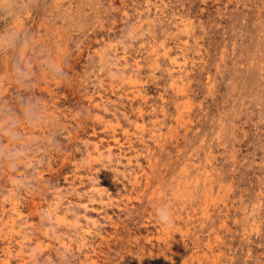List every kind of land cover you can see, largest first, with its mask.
Segmentation results:
<instances>
[{"label": "rangeland", "instance_id": "374dc122", "mask_svg": "<svg viewBox=\"0 0 264 264\" xmlns=\"http://www.w3.org/2000/svg\"><path fill=\"white\" fill-rule=\"evenodd\" d=\"M0 82V264H264V0H0Z\"/></svg>", "mask_w": 264, "mask_h": 264}, {"label": "clouds", "instance_id": "9594fccd", "mask_svg": "<svg viewBox=\"0 0 264 264\" xmlns=\"http://www.w3.org/2000/svg\"><path fill=\"white\" fill-rule=\"evenodd\" d=\"M19 39L20 37H13L12 39H10L8 41L9 46L10 47L14 46L15 42ZM17 99L19 103L25 108L31 107L33 103L31 100H25L24 97H18ZM7 119L10 124L15 126V122L18 119V117L16 116L15 113H9ZM0 151H2V148H0ZM155 218H156V221L162 226L170 227L174 223V217H173L172 210L167 205H159L156 207Z\"/></svg>", "mask_w": 264, "mask_h": 264}, {"label": "bare ground", "instance_id": "6f19581e", "mask_svg": "<svg viewBox=\"0 0 264 264\" xmlns=\"http://www.w3.org/2000/svg\"><path fill=\"white\" fill-rule=\"evenodd\" d=\"M260 22V21H259ZM99 54H100V52H99ZM1 83V82H0ZM2 84V83H1ZM4 85V84H3ZM2 85V86H3ZM46 87V86H45ZM4 90V89H3ZM5 91V90H4ZM188 96V95H187ZM136 97V96H135ZM188 99V98H187ZM190 99V98H189ZM42 102H43V100H42ZM43 106V105H42ZM23 108H25V107H23ZM35 110V109H34ZM33 112H35V111H33ZM163 112V111H162ZM29 115V114H28ZM27 116V115H26ZM98 117H100V115H98ZM28 119V118H27ZM30 120V119H29ZM143 124V123H142ZM30 126V125H29ZM34 126V125H33ZM136 126V125H135ZM144 126V125H143ZM21 127V126H20ZM140 128L142 129L143 127H142V125H140ZM24 131V130H23ZM140 131V130H139ZM5 133V132H4ZM27 133V132H26ZM31 137V136H30ZM34 137V136H33ZM36 137V136H35ZM115 139H116V137H115ZM116 140H118V139H116ZM8 150V149H7ZM111 150V149H110ZM16 152V151H15ZM211 155V154H210ZM26 156V155H25ZM19 157V156H18ZM28 157V156H27ZM31 158V157H30ZM28 159V158H27ZM206 159V158H205ZM15 160H17V159H15ZM21 161V160H20ZM209 163V162H208ZM196 164V163H195ZM210 164V163H209ZM12 165V164H11ZM9 166V165H8ZM183 166V165H182ZM206 166H207V164H206ZM193 167H194V165H193ZM196 167V166H195ZM214 167V166H213ZM211 169H213V168H211ZM5 170V169H4ZM182 171V170H181ZM207 173H208V171H206ZM210 172V171H209ZM6 173V172H5ZM40 173V172H39ZM183 173V172H182ZM214 173V172H213ZM216 174H217V172H215ZM9 175V174H8ZM215 175V174H214ZM40 177V176H39ZM136 179V178H135ZM137 180V179H136ZM190 180V179H189ZM196 180V179H195ZM209 180V179H208ZM214 180V179H213ZM200 181V180H199ZM211 181V180H210ZM187 182V181H186ZM196 182V181H195ZM183 185H185V184H183ZM188 185H189V183H188ZM204 185V184H203ZM182 191V190H181ZM177 192V191H176ZM182 193V192H181ZM8 194V193H7ZM13 194V193H12ZM177 194V193H176ZM186 194V193H185ZM11 195V194H10ZM7 196V195H6ZM164 196V195H163ZM176 196V195H175ZM174 196V197H175ZM189 196V195H188ZM181 197V196H180ZM5 198V197H4ZM7 198V197H6ZM15 198V197H14ZM184 198V197H183ZM187 198V197H186ZM13 199V198H12ZM168 199V198H167ZM174 199V198H173ZM3 200H5V199H3ZM183 200V199H182ZM16 201V200H15ZM163 201V200H162ZM184 201V200H183ZM58 204V203H57ZM171 204V203H170ZM12 205V204H11ZM168 206V205H167ZM87 207V206H86ZM93 209V208H92ZM13 210V209H12ZM19 210V209H18ZM178 210V209H177ZM16 212H20V211H16ZM178 212V211H177ZM19 215H20V213H18ZM177 214V213H176ZM207 214V213H206ZM209 214V213H208ZM176 217H178V216H176ZM180 217V216H179ZM204 217V216H203ZM176 220H177V218H176ZM207 220V219H206ZM178 221V220H177ZM91 222L94 224L95 223V220L94 219H91ZM185 222V221H184ZM202 222V221H201ZM200 222V223H201ZM179 223V222H178ZM181 225V224H180ZM166 228V227H165ZM174 228V227H173ZM89 230V229H88ZM175 230H177V229H175ZM169 231V230H168ZM182 232V231H181ZM180 232V233H181ZM179 233V232H178ZM166 237V236H165ZM23 240V239H22ZM60 240V239H59ZM181 241H182V239L180 240V239H178V243L180 244L181 243ZM60 242H61V240H60ZM177 242V241H176ZM82 243V242H81ZM80 243V244H81ZM83 243H85V242H83ZM196 243V242H195ZM20 244H22V243H20ZM62 244H63V242H62ZM86 244V243H85ZM197 244H198V242H197ZM64 245H65V243H64ZM82 245V244H81ZM178 245V244H177ZM174 246V245H173ZM189 247V246H188ZM5 249V248H4ZM7 249V248H6ZM179 249V248H178ZM189 249V248H188ZM19 250H20V248H19ZM18 250V251H19ZM184 250V249H183ZM174 251V250H173ZM192 251V250H191ZM195 251V250H194ZM175 252V251H174ZM8 253H9V251H8ZM178 253V252H177ZM197 254V253H196ZM212 254H214V253H212ZM217 254V253H216ZM219 254V253H218ZM3 255V254H2ZM13 255V254H12ZM8 256V255H7ZM7 256H6V258H4V256H3V259H2V261H3V263L4 264H6V263H8V259H7ZM165 256V255H164ZM207 256V255H206ZM148 257V256H147ZM179 257V256H178ZM185 257V256H184ZM189 258V257H188ZM196 258H198V257H196ZM217 259H218V256L216 257ZM10 259V258H9ZM165 259V258H164ZM185 259V258H184ZM216 259V260H217ZM189 260V259H188ZM215 260V261H216ZM146 261H149L148 259L146 260ZM187 261V260H186ZM139 262V261H138ZM159 262V261H158ZM185 262V261H184ZM149 263V262H148ZM147 263V264H148ZM171 264V263H170ZM188 264V263H187Z\"/></svg>", "mask_w": 264, "mask_h": 264}]
</instances>
